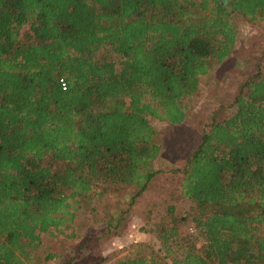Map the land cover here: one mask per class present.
<instances>
[{"label":"trees","instance_id":"obj_1","mask_svg":"<svg viewBox=\"0 0 264 264\" xmlns=\"http://www.w3.org/2000/svg\"><path fill=\"white\" fill-rule=\"evenodd\" d=\"M234 14L262 20L264 0H0V264L58 255L45 234L79 236L81 200L112 185L132 193L95 238L135 249L109 264H264V54L236 109L217 103L202 123L153 222L120 230L163 172L152 118L185 121L201 76L236 45Z\"/></svg>","mask_w":264,"mask_h":264},{"label":"rangeland","instance_id":"obj_2","mask_svg":"<svg viewBox=\"0 0 264 264\" xmlns=\"http://www.w3.org/2000/svg\"><path fill=\"white\" fill-rule=\"evenodd\" d=\"M231 19L237 32L236 45L228 57L201 76L198 93L186 100L189 115L185 121L172 124L152 118L162 144L156 166L162 168L163 172L153 179L145 194L141 195L127 212L126 220L120 228L121 232L133 231L138 226L153 222L155 217L151 218L148 213L151 206L156 205L155 212L161 210L164 207L163 191L171 193L177 190L179 173L174 172L173 168L183 165L186 156L199 141L202 123L209 119L214 106L223 102L229 106V110L236 109L231 103L238 85L248 77L255 67V62L264 54V19L250 20L239 14H234ZM98 190L103 194H97L92 190L89 193L90 197L81 200L82 205L80 204L76 221L79 236L67 239L62 234L55 237L45 234L44 241L50 243L51 250L59 252L55 256L56 260H47L45 264H58L70 260L72 262L70 264H97L100 260H104V264H109L134 251L135 246H132L134 243H126L125 237L117 233L105 234L100 240L95 238L96 230L100 231L102 228L99 226V217L114 212V209L119 210L122 201L128 200V195L132 193L131 188L112 185ZM78 204L74 202L71 205L72 209ZM87 226L91 227L94 233L93 241L86 244L81 255H77L74 251L75 243L79 241L80 235L88 230ZM185 226L190 230L194 229L190 219ZM72 229L73 227H70L68 231Z\"/></svg>","mask_w":264,"mask_h":264},{"label":"built area","instance_id":"obj_3","mask_svg":"<svg viewBox=\"0 0 264 264\" xmlns=\"http://www.w3.org/2000/svg\"><path fill=\"white\" fill-rule=\"evenodd\" d=\"M60 81H61V83H62V86H63V88H66L67 86H68V81L65 79V78H60ZM49 260H51V259H49ZM47 262V261H46ZM45 262V263H46ZM44 263V264H45Z\"/></svg>","mask_w":264,"mask_h":264},{"label":"crops","instance_id":"obj_4","mask_svg":"<svg viewBox=\"0 0 264 264\" xmlns=\"http://www.w3.org/2000/svg\"><path fill=\"white\" fill-rule=\"evenodd\" d=\"M47 243V245H50L48 242H46ZM57 259V257H53L52 258V260H56Z\"/></svg>","mask_w":264,"mask_h":264}]
</instances>
